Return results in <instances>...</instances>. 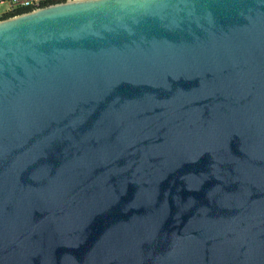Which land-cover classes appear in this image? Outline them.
Instances as JSON below:
<instances>
[{"label": "water", "instance_id": "1", "mask_svg": "<svg viewBox=\"0 0 264 264\" xmlns=\"http://www.w3.org/2000/svg\"><path fill=\"white\" fill-rule=\"evenodd\" d=\"M0 264H264V0L1 19Z\"/></svg>", "mask_w": 264, "mask_h": 264}, {"label": "built area", "instance_id": "2", "mask_svg": "<svg viewBox=\"0 0 264 264\" xmlns=\"http://www.w3.org/2000/svg\"><path fill=\"white\" fill-rule=\"evenodd\" d=\"M45 1L47 0H0V4H8L6 10L0 11V20L5 17L23 13L21 11L26 12L37 9L43 6Z\"/></svg>", "mask_w": 264, "mask_h": 264}, {"label": "trees", "instance_id": "3", "mask_svg": "<svg viewBox=\"0 0 264 264\" xmlns=\"http://www.w3.org/2000/svg\"><path fill=\"white\" fill-rule=\"evenodd\" d=\"M60 1H64V0H47L44 2V5H48V4L56 3V2H60ZM21 12H24V11H21Z\"/></svg>", "mask_w": 264, "mask_h": 264}, {"label": "rangeland", "instance_id": "4", "mask_svg": "<svg viewBox=\"0 0 264 264\" xmlns=\"http://www.w3.org/2000/svg\"><path fill=\"white\" fill-rule=\"evenodd\" d=\"M8 8V4L4 3V4H0V11H4Z\"/></svg>", "mask_w": 264, "mask_h": 264}]
</instances>
